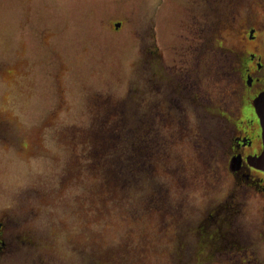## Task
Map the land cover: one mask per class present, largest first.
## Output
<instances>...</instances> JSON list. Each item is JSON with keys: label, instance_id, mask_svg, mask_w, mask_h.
<instances>
[{"label": "rangeland", "instance_id": "374dc122", "mask_svg": "<svg viewBox=\"0 0 264 264\" xmlns=\"http://www.w3.org/2000/svg\"><path fill=\"white\" fill-rule=\"evenodd\" d=\"M262 1L224 0L242 20ZM203 15L193 0H0V264H200L199 214L229 181L202 141L225 83L204 79L170 124L149 69L199 58L182 27ZM223 26L221 60L239 46Z\"/></svg>", "mask_w": 264, "mask_h": 264}, {"label": "flooded vegetation", "instance_id": "af4514ba", "mask_svg": "<svg viewBox=\"0 0 264 264\" xmlns=\"http://www.w3.org/2000/svg\"><path fill=\"white\" fill-rule=\"evenodd\" d=\"M215 1L193 0L194 4H199L205 23L187 18V27H182L189 38V49L198 51L199 58H189L185 53L186 59L159 68L154 61L149 69V81L155 86V94H160L163 85L167 86L165 96L170 95L167 103L156 98V105L160 116L166 114L164 109L168 105V113L173 116L170 124L185 112L186 100L191 94L202 95L200 86L204 79L216 80L209 83L211 87L225 83L218 89L224 95L219 99L221 112L208 114L210 119L205 124H214L217 129L202 141L208 143L211 159L223 160L222 164H217L222 168L215 169V174L223 175L224 170L229 181L217 190L216 197H210L205 212L201 210L199 214L200 221L195 226V237L199 241L197 263L207 264L209 258L218 264H264V168L256 164V157L264 149V138L254 107V99L264 91V1L262 12L251 5L244 20L238 19L237 11L229 13L224 0H218L216 5ZM221 25L229 33L235 32L239 43L228 49L222 60L213 50L218 45L217 32ZM172 28L171 23L169 30ZM238 32L242 35L238 36ZM180 45L186 50L185 44ZM199 148L203 149L201 141ZM251 201L258 204L253 217L246 214ZM249 217L253 219L255 239L249 231ZM6 231L4 221L0 220V255L10 251Z\"/></svg>", "mask_w": 264, "mask_h": 264}, {"label": "water", "instance_id": "95a60500", "mask_svg": "<svg viewBox=\"0 0 264 264\" xmlns=\"http://www.w3.org/2000/svg\"><path fill=\"white\" fill-rule=\"evenodd\" d=\"M121 22L116 23V26L120 25ZM254 105L258 116L260 117V122L263 127V135H264V91L258 95V97L254 100ZM256 164L258 167L264 168V149L260 156L256 157Z\"/></svg>", "mask_w": 264, "mask_h": 264}]
</instances>
